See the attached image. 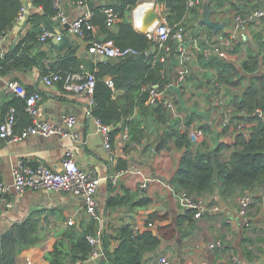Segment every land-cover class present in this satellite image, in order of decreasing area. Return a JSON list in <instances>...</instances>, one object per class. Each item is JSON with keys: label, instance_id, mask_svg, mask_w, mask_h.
<instances>
[{"label": "crops", "instance_id": "crops-1", "mask_svg": "<svg viewBox=\"0 0 264 264\" xmlns=\"http://www.w3.org/2000/svg\"><path fill=\"white\" fill-rule=\"evenodd\" d=\"M75 0H59L58 8L65 13L71 22L79 18L86 11H94L95 8L106 4V0H91L94 3L90 9L89 3L85 7H79ZM152 0H142L140 4ZM26 8L25 16L17 20L15 25L0 39V55L11 50L20 40L24 39L33 29L35 21L33 17L42 15V7H37L32 0H23ZM156 11L162 18H166L167 7L165 4H156ZM264 9V0L250 2L248 0H204L199 9V18L192 27L187 30L185 46L192 56V74L187 77L183 87L172 90L171 97L176 105L182 107L180 111H170L172 119H179L178 128H191L196 131L199 140L194 143L208 139L211 145L227 144L232 146L235 143V133L226 130L223 126L226 107H232L227 101L218 103L220 82H218V70L206 67L205 61L211 56L219 57L233 63L241 75L250 78L255 74L264 75V17L254 22L241 31H236L234 17L237 14H246L251 10ZM133 12L130 15L132 21ZM209 16L214 20L226 22V29L214 33L213 29L200 24V19ZM44 21L40 25L45 28ZM69 24V23H67ZM54 26L55 31H62L69 34L74 45L57 48L55 42L36 43L30 49L32 53L44 51L48 53L46 64L57 62L62 56L75 52L80 59L86 60L81 65L82 70L89 69L88 62L97 64L101 62L99 56L88 52L90 39L81 40L69 33V28ZM229 30L236 31L235 34L249 33V36H239L240 40L234 47L228 48V58H222L211 54L199 57L201 52L195 47L194 40H198L199 48L211 47L218 43L221 38L229 36ZM42 34V33H41ZM196 35V36H195ZM105 33L99 25L95 24L91 39L103 40ZM40 40V36H39ZM250 41V44L248 43ZM41 42V41H40ZM259 45V52L254 47ZM253 55L259 61V69L255 74L246 73L243 69V61ZM203 56V55H201ZM176 60V59H175ZM178 60V59H177ZM169 59L167 73L169 82L174 79L179 68V60ZM42 72L37 66L28 70H12L3 75L0 73V109L11 100L12 94L7 92L8 82L18 81L26 91H39L42 99L39 101L40 117L46 120L60 122L64 113H73L77 116L75 132L77 138L73 137H43L31 136L20 141H6L0 139V179L12 184L14 181L13 168L19 162H25L31 166L43 165L50 169L58 170L62 167V161L67 150H71L79 165L90 172H93L101 179L98 188V201L100 203L101 221L99 227L108 233L119 229L122 224L129 223L136 230L150 228L161 239L158 250L145 255V260L151 264L161 254L168 256L173 264H237L235 258L243 264H264V187L257 195L253 194L254 202L248 210L247 216L243 217L239 211V196L233 199H223L217 191L214 194L206 195L210 206H217V211H209L201 218H195V226H189L187 221L179 224V219L186 214L175 195L176 191L171 188L170 181L177 172L183 151L178 149L173 139L160 153L155 151L156 145L160 142L164 129H160L161 138L157 140L156 133H151V141L154 146L150 149L146 144L130 141V132L123 129L117 133L112 141L113 149L109 152L105 147L104 136L99 129L97 119L91 113L89 99L86 96L77 95L64 90L62 85L56 84L48 87L42 83ZM238 78L236 77V80ZM245 82V81H243ZM223 86V84H222ZM240 85L235 86V92ZM203 96L202 103L189 101L191 93L188 88H197ZM221 89V88H220ZM221 93V91H220ZM16 96V95H15ZM225 97V95L223 96ZM176 98V99H174ZM199 100V99H197ZM188 103V104H187ZM195 114L197 117L190 125L187 124V117ZM206 124L211 131L204 133L201 126ZM152 128L158 125L152 122ZM167 124L166 126H168ZM126 134L129 138H126ZM146 141V140H145ZM215 145V146H216ZM227 156L231 148L223 150ZM127 162L128 167L120 169L121 162ZM134 167V170H133ZM149 180L148 187L142 188L144 180ZM129 191L133 199L123 207L110 209L107 206L109 197L120 194L125 195ZM252 194V193H251ZM260 199H257V197ZM147 199L144 206L137 205L142 199ZM257 199V200H256ZM7 202L13 207L4 206L0 215V233L6 232L14 224L23 222L28 218L39 221L44 230V244L24 250L17 258V264H50L45 259V253L53 249L55 242L62 237V233L70 227H76L83 231L84 227L92 221L86 211L85 202L81 197L70 193L47 191V190H25L17 193L11 190L6 194ZM135 205V206H134ZM153 220L150 221V217ZM74 224L70 225L69 221ZM148 221L152 226H148ZM185 231V232H184ZM187 233V235L185 234ZM224 244L232 249L223 250L217 246ZM117 245V240H112ZM248 250L253 251V258H248ZM88 260L83 264H92Z\"/></svg>", "mask_w": 264, "mask_h": 264}, {"label": "trees", "instance_id": "trees-1", "mask_svg": "<svg viewBox=\"0 0 264 264\" xmlns=\"http://www.w3.org/2000/svg\"><path fill=\"white\" fill-rule=\"evenodd\" d=\"M106 1L105 5L94 9L92 18L94 25H99L105 33L103 40L113 39L120 48H132L139 53L125 58L99 61L97 64L88 62L89 69L97 80L91 113L101 123L112 126L110 131L112 141L117 133L128 129L131 142L145 143L150 149L154 146V142H150L151 133H156L158 140L161 138L160 129H164L165 142L168 143L173 139L176 147L183 151L179 168L170 181L174 191L196 197H205L217 191L223 199H233L246 192L257 195L264 187V75L255 74L259 69V61L253 55L243 61L244 71L255 74L248 78L246 75H241L231 62L215 56L207 58L205 66L216 68L218 82L226 86L228 103L234 109L233 120L245 121L252 126L249 135L243 132L236 133L235 143L232 146L227 144L213 146L208 139L194 143L185 129L178 128L179 119H172L170 110L161 104L154 106L147 104L149 94L146 87L153 84L165 86L169 83L167 63L169 59L174 61L178 59V51H171L167 61L162 62L160 57L165 52L158 51L155 41L134 28L130 15L142 0ZM155 1L166 5V19L173 30L179 25L187 32L192 24L198 21L199 9L202 5L190 6V0ZM32 2L35 6L42 7L43 14L33 17L34 29L24 39L14 45L9 52L0 55V73L5 75L12 70H28L35 66L41 69L42 76L51 71H80L81 65L86 60L77 57L74 51L62 56L50 67L46 64V60L49 59L48 53L31 52L33 45L42 43L39 40L44 29L40 25L41 21L48 20L56 26L57 23L53 18L60 12L56 0H32ZM23 6V0H0V34H5L15 25ZM106 7L115 8L120 15V20L112 27L107 25V15L104 12ZM168 43L171 47L175 45L173 40H169ZM201 55L199 58L204 60L205 55ZM108 77L114 80V90L106 83ZM243 81H245L243 91L233 92L232 89ZM33 92L28 91V94ZM25 107L26 99L13 95L11 100L0 109V124L11 108L16 109L18 128L31 124L32 119L25 111ZM258 109L262 111V115H259ZM196 117L195 114L188 116L187 124L190 125ZM152 122L158 125L156 129L152 128ZM167 124L169 125L166 126ZM201 128L204 133L211 131L206 124ZM225 129L227 130L228 127ZM229 147L231 153L227 156L223 150ZM213 160L220 171V178L217 181L214 180ZM127 167V162L122 161L120 169ZM132 199L133 194L129 191L125 195L116 194L109 197L107 206L110 209L123 207ZM147 201L144 198L137 205L144 206ZM195 218V212L187 209L185 216L179 219V224L182 226V223L187 221L189 226L193 227ZM151 220H153L152 216ZM148 226H152L149 221ZM98 228L99 222L94 219L84 227L83 231L76 227L68 228L55 242L53 249L45 253V259L50 264H83L90 260L92 246L88 237L96 235ZM44 236V230L36 219L28 218L14 224L6 232L0 233V264H17V258L24 250L44 244L42 241ZM113 239L118 241L117 245L112 244ZM102 241L104 255L92 264H148L145 255L156 252L161 244L160 237L152 229L136 230L129 223L122 224L111 234L104 230ZM222 247L223 250L232 249L224 244L219 248ZM247 254L251 260L253 251L248 250Z\"/></svg>", "mask_w": 264, "mask_h": 264}, {"label": "built area", "instance_id": "built-area-1", "mask_svg": "<svg viewBox=\"0 0 264 264\" xmlns=\"http://www.w3.org/2000/svg\"><path fill=\"white\" fill-rule=\"evenodd\" d=\"M91 0H75V4L79 7H85ZM250 2L256 0H248ZM204 0H190V6L202 5ZM153 5L157 7V2L155 0L138 4L133 10L132 24L135 29L139 30L143 25V17L145 15L146 5ZM56 5L58 7L59 0H56ZM142 9V15H137L136 11ZM26 8L23 6L20 10L18 20H21L25 16ZM104 12L107 15V25L112 27L120 20L119 12L113 7H106ZM264 17V9L262 10H251L246 14H237L234 17L235 29L236 31H241L246 29L250 23L254 22L256 19ZM93 12L86 11L79 18L73 21H69L64 12L60 10L57 16L53 20L58 23L61 29H64V25L69 23V33L81 40L90 39L88 45V52L92 55L105 56L108 59L111 58H125L130 55L139 54L135 49L127 48L122 49L116 45L113 39L106 40H93L91 39L92 32L95 29V25L92 22ZM229 36L221 38L218 43L211 47L199 48L198 40H194L195 48L202 52L203 55L209 56L211 54H216L222 58H228L229 53L228 48L234 47L239 42L240 38L235 32ZM65 33L62 31H55L54 29L44 28L42 34L40 35V41L42 43L48 42H59L63 39ZM149 39L153 40L157 44L158 51H164L165 54L160 57L162 62H166L170 52L173 50L179 53V68L173 80H171L165 86L160 84H153L146 87L149 97L147 104L149 105H163L166 109L170 111L175 110V102L172 100L171 93L173 89L181 88L185 84L187 77L190 72L191 63V53L187 50L185 46V39L187 36L186 30L183 26L177 27L173 30L172 26L166 18L159 17L158 21L152 25V27L146 33ZM5 34H0V39L3 38ZM169 40L175 42L174 47L168 43ZM96 76L93 72L87 70L80 71H51L50 73L42 77V83L45 86L51 87L56 84L62 85L64 90L70 93H74L81 96H86L89 99L91 105L94 104V92L96 87ZM106 83L113 90L115 89L114 80L111 77L106 78ZM222 89V86L219 87ZM7 92L12 95L20 96L26 99L25 111L30 115L32 123L23 127L18 128V119L16 114V109L11 108L7 113L4 121L0 124V139L6 141H20L22 139L31 136H43V137H73L77 138L78 134L75 132V127L77 124V116L73 113H64L62 115V120L60 122L46 120L40 117L39 101L42 99V95L39 91H34L28 94L26 89L15 80H11L7 85ZM221 96V95H220ZM222 97V96H221ZM216 97L218 103H223L222 98ZM234 109L233 107H226L224 111L225 119L223 121V126L228 130L233 131V133H245L249 135L251 123H246L245 121L233 120L232 116ZM259 115H262L261 110H257ZM245 111L242 112L244 114ZM98 126L100 131L104 136V142L106 149L111 152L113 149L112 139L110 136V131L112 126L105 125L101 123L98 119ZM188 132L191 140L197 142L199 140L200 134L191 128H185ZM129 138V135H125ZM134 170V167H133ZM14 181L12 184H7L0 179V215L4 206L13 207L11 202H7L6 194L11 190L17 193H22L25 190H47L56 192H65L73 194L77 197H81L86 206V211L89 216L101 221L100 213V203L98 201V188L101 179L96 176L93 172L83 169L77 162L74 153L71 150H67L65 157L62 161V167L58 170L50 169L43 165L31 166L25 162H19L13 168ZM149 180H144L141 187H148ZM173 190V188H171ZM174 191V190H173ZM180 204L185 209H191L195 212L196 218H201L205 213L209 211H217L219 207L210 206L208 200L204 197H196L188 195L187 193H177L175 192ZM239 211L240 215L243 217L247 216L248 210L254 202L253 194L246 192L239 196ZM264 220V212H263ZM69 224H74L73 220L69 221ZM104 229L100 226L97 229L96 235H90L88 240L92 246V252L90 259L93 261L98 260L104 255V246L102 241ZM220 246V243H217ZM237 264H243L239 259L235 258ZM151 264H173L172 260L161 254L156 257ZM188 264V263H185Z\"/></svg>", "mask_w": 264, "mask_h": 264}, {"label": "water", "instance_id": "water-1", "mask_svg": "<svg viewBox=\"0 0 264 264\" xmlns=\"http://www.w3.org/2000/svg\"><path fill=\"white\" fill-rule=\"evenodd\" d=\"M97 1H99V0H97ZM93 5H94V3L90 1L89 2L90 9H93ZM159 17H160V15L156 11L155 7L153 5L147 4L146 9H145V15L143 17V25H142V28L140 29V32L146 34L148 32V30L152 27V25H154V23L158 21ZM199 23L213 29L214 33H217L219 30H225L226 29V22L214 20V19L210 18L209 16H204L202 19H200ZM44 26L46 28L54 29V26L48 20L44 21ZM65 27L69 28L70 24H65ZM229 33H234V31L229 30ZM246 34L241 33V35H243V36H246ZM238 35L241 36L240 34H238ZM248 38H252V36L250 35ZM248 43L250 44V41H248ZM64 45L69 46V47L70 46L72 47L74 45L73 38L69 34H65L61 41L55 43V46L57 48H62V46H64ZM250 45L252 46V44H250ZM254 47L259 52V50H260L259 45L255 44ZM99 58L101 61H108L109 60L108 57H105V56H99ZM164 147H165V138L162 136L160 142L155 147V151L157 153H160ZM213 167H214V180L217 181L220 178V171H219L214 160H213Z\"/></svg>", "mask_w": 264, "mask_h": 264}, {"label": "rangeland", "instance_id": "rangeland-1", "mask_svg": "<svg viewBox=\"0 0 264 264\" xmlns=\"http://www.w3.org/2000/svg\"><path fill=\"white\" fill-rule=\"evenodd\" d=\"M192 61V60H191ZM193 63V62H192ZM192 63H190V68H191V66H192ZM192 74V71H190L189 72V76ZM221 86H222V84H221ZM244 87H245V82H243L242 84H241V86L240 87H238V88H235L236 89V91H239V92H241V91H243V89H244ZM226 86L223 84V86H222V89H220L219 90V92H218V98H220L221 96L223 97L224 95H225V97H221L222 98V100H223V102H224V99H225V101H227L228 102V97H227V94H226ZM187 91L188 92H192L191 93V96H190V99H189V101H191V104H192V100H193V98H194V102L196 101V102H200L201 101V103H202V107H203V105L205 104L204 103V101H202V100H200V98H202L203 96V94L201 95V92L199 91V89H198V87L197 88H188L187 89ZM220 91H221V93H220ZM221 95V96H220ZM174 99H176V98H174ZM197 99H199V100H197ZM180 104V103H179ZM176 105L175 104V110H174V112H177V111H180V109L182 108V107H180V105ZM188 104V103H187Z\"/></svg>", "mask_w": 264, "mask_h": 264}, {"label": "bare ground", "instance_id": "bare-ground-1", "mask_svg": "<svg viewBox=\"0 0 264 264\" xmlns=\"http://www.w3.org/2000/svg\"><path fill=\"white\" fill-rule=\"evenodd\" d=\"M142 11H143L142 9H139V10L136 11V14L137 15H142V13H141Z\"/></svg>", "mask_w": 264, "mask_h": 264}]
</instances>
